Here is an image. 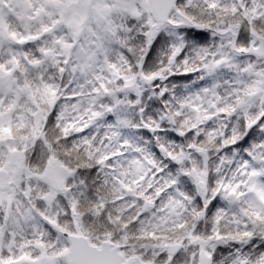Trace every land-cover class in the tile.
Returning a JSON list of instances; mask_svg holds the SVG:
<instances>
[{"label":"snow or ice","instance_id":"6c2138e0","mask_svg":"<svg viewBox=\"0 0 264 264\" xmlns=\"http://www.w3.org/2000/svg\"><path fill=\"white\" fill-rule=\"evenodd\" d=\"M0 264H264V0H0Z\"/></svg>","mask_w":264,"mask_h":264}]
</instances>
